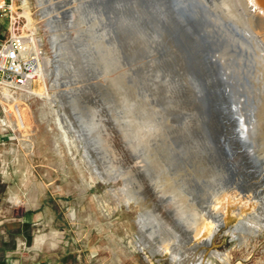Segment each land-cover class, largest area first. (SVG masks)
I'll list each match as a JSON object with an SVG mask.
<instances>
[{"label": "rangeland", "instance_id": "1", "mask_svg": "<svg viewBox=\"0 0 264 264\" xmlns=\"http://www.w3.org/2000/svg\"><path fill=\"white\" fill-rule=\"evenodd\" d=\"M195 1L187 5L201 45L165 0H19L0 11V44L15 12L25 19L14 27L29 28L28 11L51 61L48 97L0 89V209L33 217L57 264H264V155L253 154L258 134L244 120L256 106L247 81L260 53L207 0ZM218 53L244 72L229 97L209 63ZM165 171L178 193L193 189L188 202L166 204L178 200L160 189ZM126 187L144 194L141 205L116 206ZM141 209L156 221L142 234Z\"/></svg>", "mask_w": 264, "mask_h": 264}, {"label": "bare ground", "instance_id": "2", "mask_svg": "<svg viewBox=\"0 0 264 264\" xmlns=\"http://www.w3.org/2000/svg\"><path fill=\"white\" fill-rule=\"evenodd\" d=\"M187 1H189V0H181V1H179L180 3H177V4L178 5H183V4L187 5L188 4ZM196 1L195 2L197 3V5L200 4L199 0H196ZM207 3L210 4L215 9L217 16H219L230 27H232L234 32L236 31L235 33H238L239 36L244 41H246L247 43H250L252 45H256L257 50L260 53V55H259L260 57L258 58L259 61H256L252 67V71H253L252 72V81L253 82L247 81L248 85H250L249 88H250V91L252 93L251 96L255 100L256 106H255L253 112L249 109L252 113H254L253 115H252V113H250L252 115V117L249 116L247 118V116H246L247 114H246L245 115L246 119H244V120H248V123H250V121H253L254 123L252 122L253 124L251 123V125H253V128L255 129L256 133L258 134L257 142H260L259 143L260 147H259V149H256L253 152V154H256L257 156L264 155V0H207ZM25 17L27 19L28 26H29V28L25 31L24 30L19 31L18 28L14 27L15 24H17V25L20 24L21 19H25V18H23L20 15H17L16 12L11 17V29H10L11 35L17 36V37L32 36V40L35 42V40L37 39V37L35 36L37 34V31H38L37 26H35V24L32 22V19L29 16L28 11H25ZM14 32H17V33H14ZM18 32H21V33H18ZM49 39H50L51 45L55 46L54 38L50 37ZM212 58H215V61H211L210 59H212ZM210 59H209V63L211 65H216L219 68V70L223 71L222 73H220L219 79L222 82V84L226 87V90L228 92V97H229L231 92H232L231 90L236 89L240 86L239 85V82L241 80L240 76L242 74H244V72L242 71V73H240V71L237 70V68H233V67L229 68L230 66L228 63L230 61V58L227 57L225 54L218 53L215 55H211ZM50 63H51L50 60H46L45 58H40V61L38 62V65H37L36 71H35L36 72L35 78H36V80H38L40 82V85H41L40 89L39 90L34 89L33 86L29 85L24 90V94L27 97H30V96L48 97L49 96L48 91H47V87H46L45 77H46V67ZM245 77H246V74H245ZM245 80H246V78L244 79V81ZM243 87H244V85L242 86V88ZM3 90L8 92L7 88H3ZM242 90H240V91H242ZM237 91H239V90H237ZM236 93H238V92H236ZM231 96H233V95H231ZM19 99L21 100V98H19ZM246 101L248 102L249 100L247 99ZM243 103L244 102H242L241 104H243ZM12 112H13L16 120H17L19 127L23 128L25 121H24V112L22 111V109H20L19 106H16V107L13 106ZM238 114H239V111H238ZM243 116H244V114H243ZM245 116H244V118H245ZM237 119H235V120H237ZM246 123H247V121H246ZM246 156H248V154ZM165 164L166 163L164 162L162 165L163 168L160 167L158 172H160L161 169H164V168L167 169V166H165ZM163 172H164V170H163ZM255 172L258 175V176H256L255 180L258 181L259 179H261V176L259 175L260 171L258 170ZM230 179H231L230 181L234 182L236 179V176H234V178L232 176V177H230ZM169 180H170L169 177H167V171H165V173L161 172V176L159 178L160 189L162 191L168 190V191H171L172 193H175L174 196L178 201L173 202L175 200L171 199L172 202L167 200L168 202L166 204L171 205L173 207L176 205L181 206V203L188 202V201L185 202L184 199H186L188 197L189 193L192 192L193 189L192 190L184 189L186 192H188V195L181 193L183 191H180L178 193V188L180 186L178 185L179 186L178 187L177 185L170 182ZM262 183L264 185V182H262ZM113 193H115L116 195H120L119 193H116L114 191H113ZM143 195L144 194L140 191L126 187V190H124V192L118 197L117 201H115V204L117 207L120 206L121 204L129 205V203H131V202H134L136 204L141 205L145 199V196H143ZM155 222H156L155 217L153 215L149 216V213L147 212V210L141 209L140 217H139V221H138V225H139L141 234L145 233L146 231L152 230L154 228ZM206 227L203 228L204 232L209 233L210 227L207 225H206ZM164 230H165L164 233H168V231L170 232V229L168 228L167 225H165ZM163 254H164V252L161 253V255H163Z\"/></svg>", "mask_w": 264, "mask_h": 264}, {"label": "crops", "instance_id": "3", "mask_svg": "<svg viewBox=\"0 0 264 264\" xmlns=\"http://www.w3.org/2000/svg\"><path fill=\"white\" fill-rule=\"evenodd\" d=\"M35 227L29 214L16 217L0 209V264H57L50 240L37 237Z\"/></svg>", "mask_w": 264, "mask_h": 264}, {"label": "built area", "instance_id": "4", "mask_svg": "<svg viewBox=\"0 0 264 264\" xmlns=\"http://www.w3.org/2000/svg\"><path fill=\"white\" fill-rule=\"evenodd\" d=\"M18 1L1 0L0 11L11 12ZM44 53V45L38 39L34 42L32 36L10 35L0 44V89L24 92L29 85L33 86L36 67L40 58H44Z\"/></svg>", "mask_w": 264, "mask_h": 264}, {"label": "water", "instance_id": "5", "mask_svg": "<svg viewBox=\"0 0 264 264\" xmlns=\"http://www.w3.org/2000/svg\"><path fill=\"white\" fill-rule=\"evenodd\" d=\"M113 0H108V2L106 4L109 5V3H111ZM166 1V6L167 9L172 12L173 9L177 12V20L179 22H182L185 24L186 27V31L188 32V34H185L187 36V38L193 40L195 38H197V40L199 41L200 45L205 43L206 40V36H204V34L201 31V27L200 24L196 21V19L192 16L191 14V6L187 5V6H182V5H178L177 3H180V0H165ZM139 3L141 5H144L146 7L149 8L148 4L146 3V0H139ZM180 10V11H179ZM173 13V12H172ZM167 28V30L169 32H174V30L171 27L165 26ZM174 38L176 40L177 43H180V45L183 46V40L182 38H180L179 35L176 34V32H174ZM187 53H188V65L190 66V70L191 73L196 75V77L198 78V82H199V86L202 90H204L206 96L203 99V104H204V115H206V117H208V119H211V106H210V102H209V93L207 91V87L204 83V80L198 77V70H196L194 67V65L196 64L190 54V52L186 49L183 48ZM215 74H220L222 72H218L215 70L214 72ZM228 98V97H227ZM227 114V113H226ZM211 140H212V136H211Z\"/></svg>", "mask_w": 264, "mask_h": 264}]
</instances>
